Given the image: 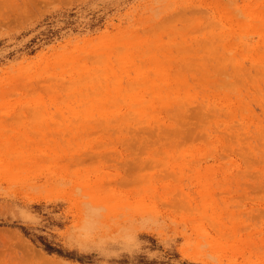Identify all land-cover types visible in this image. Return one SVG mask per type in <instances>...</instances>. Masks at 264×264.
<instances>
[{
	"label": "rangeland",
	"instance_id": "obj_1",
	"mask_svg": "<svg viewBox=\"0 0 264 264\" xmlns=\"http://www.w3.org/2000/svg\"><path fill=\"white\" fill-rule=\"evenodd\" d=\"M0 264H264V0H0Z\"/></svg>",
	"mask_w": 264,
	"mask_h": 264
}]
</instances>
